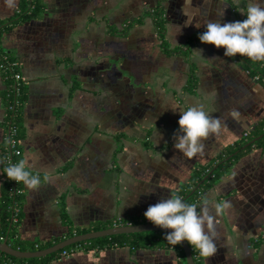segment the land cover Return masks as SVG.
<instances>
[{
  "label": "crops",
  "instance_id": "obj_1",
  "mask_svg": "<svg viewBox=\"0 0 264 264\" xmlns=\"http://www.w3.org/2000/svg\"><path fill=\"white\" fill-rule=\"evenodd\" d=\"M40 1L39 15L11 23L20 0H0V43L18 61L25 91L18 159L39 177L32 189L22 183L18 238L45 242L95 223L145 218L149 205L192 186L196 170L232 158L196 201L209 200L217 234L216 252L200 263L264 264V88L248 68L264 61L225 57L223 47L199 41L203 24L182 26L174 39V25L186 19L184 0ZM185 7L193 21L245 18L230 5L218 17L221 0ZM12 82L0 66V202ZM196 105L221 128L203 140V154L187 158L172 146L179 112L171 108ZM243 141L250 147L233 152ZM0 264L14 263L0 256ZM50 264L182 261L171 245L83 244Z\"/></svg>",
  "mask_w": 264,
  "mask_h": 264
},
{
  "label": "clouds",
  "instance_id": "obj_2",
  "mask_svg": "<svg viewBox=\"0 0 264 264\" xmlns=\"http://www.w3.org/2000/svg\"><path fill=\"white\" fill-rule=\"evenodd\" d=\"M221 4L222 7L216 11L218 17L222 18L224 8L230 5L244 14L245 18L223 24L219 19L193 21V17H196L195 12L190 14L185 7L191 5V0H184L181 11L186 19L183 25L173 24L176 28L174 39L182 26L186 27L194 23V26L199 28L203 24L204 31L197 34L199 41L210 43L217 48L223 47L225 57H233L238 53L253 61H264V0H247L246 3L244 0H221ZM171 109L179 112L178 128L173 137V148L187 158L203 154V140L210 134H218L221 128L220 119L205 112L200 105L188 106L182 111ZM2 173L7 179L17 183L22 182L28 189L39 184V177L29 172L24 159L4 167ZM151 191L154 190L144 193ZM209 204L206 198H202L200 203L196 204L183 201L179 195H172L149 205L143 212V216L162 229H171L164 234V239L170 245H177L182 240L187 241L199 256L207 258L216 252L215 238L217 235ZM222 207L223 205L219 203L211 205L215 214H220Z\"/></svg>",
  "mask_w": 264,
  "mask_h": 264
},
{
  "label": "trees",
  "instance_id": "obj_3",
  "mask_svg": "<svg viewBox=\"0 0 264 264\" xmlns=\"http://www.w3.org/2000/svg\"><path fill=\"white\" fill-rule=\"evenodd\" d=\"M43 10V4L40 0H20L18 12L16 13V20L11 21V23H17L20 20H24L30 17H34L39 15ZM162 17L160 14L157 15V28L159 34H162ZM237 56L240 59H245V57L241 56L237 53ZM254 74L264 75V67H260V69L256 70V68L249 67ZM25 98V91L20 81L18 86V90H13V82L9 86L8 93L4 98V105L6 110V130L8 137L13 138L14 140L20 139L22 137V108L23 102ZM250 138H255V144L260 142L262 138H256V135L253 133ZM8 141L6 140V147L4 150L3 157V168L14 164L19 161V155L12 156L7 147ZM250 147V145L246 142H239L236 147L232 150L233 152H237V154L241 153L245 149ZM234 154V157L237 155ZM232 158L220 162L216 165V167H201L196 170L195 175L193 176L192 186H185L180 190L179 196L183 201L187 203H195L200 199L203 192L208 188V186L213 183L214 180L218 179L222 174H224L230 163ZM210 172V173H209ZM209 173V174H208ZM205 175V178H204ZM3 188L4 193L2 194V199L0 202V242L2 240H6V243L14 248L21 251H36L40 249H44L49 247L63 239L71 237L73 235L100 230L104 228H108L113 226L114 224L109 223H95L89 227L85 228H75L74 230H68L64 237L54 238L45 242H37V241H23L18 238L17 227L20 220V205L22 201V182L17 183L14 180H10L6 178V175L3 174ZM196 187L192 190V187ZM145 218L138 219H130V220H122L116 223V225H126V224H140L145 223ZM166 232L163 231H144L137 233H129V234H116L111 236L94 238L88 241L80 242V244L86 245L88 249H101V248H109V247H123L128 246L131 249L135 248H144L151 246H162L167 247L170 244L164 239V234ZM189 245V244H188ZM72 246V245H71ZM71 246L64 247L54 253H51L47 256L41 258H15L5 253L0 252V256L4 257V259L11 261L16 264H50V262L56 258L60 257V253L64 249H68ZM191 254L193 258L194 264H201L200 257L198 252L192 249L191 245ZM171 247L175 250L177 256L181 259L182 264H186L184 252L179 245H174Z\"/></svg>",
  "mask_w": 264,
  "mask_h": 264
},
{
  "label": "water",
  "instance_id": "obj_4",
  "mask_svg": "<svg viewBox=\"0 0 264 264\" xmlns=\"http://www.w3.org/2000/svg\"><path fill=\"white\" fill-rule=\"evenodd\" d=\"M144 231L168 232V231H171V229H162L159 226L152 224L151 222L140 223V224L113 225L108 228L73 235L49 247L36 250V251H21L18 249H14L6 243V240H3L0 242V252L10 255L12 257H15V258H22V259L41 258L51 253H54L64 247L70 246L75 243L88 241L94 238L111 236V235H116V234L137 233V232H144ZM179 245L181 246L184 252L186 264H194L192 254H191V249L187 241L182 240L179 243Z\"/></svg>",
  "mask_w": 264,
  "mask_h": 264
},
{
  "label": "built area",
  "instance_id": "obj_5",
  "mask_svg": "<svg viewBox=\"0 0 264 264\" xmlns=\"http://www.w3.org/2000/svg\"><path fill=\"white\" fill-rule=\"evenodd\" d=\"M0 66L11 72L13 79V90L17 91L21 81V76L19 73V63L7 50H5L1 46V43H0ZM253 77L255 78V80L259 81L264 88V75L254 74ZM247 134L248 133L245 132L244 136H246ZM7 141H8L7 147L9 149L10 154L12 156H18L20 154V150L17 147V140H14L13 138H7ZM80 248H83V244H80V242L72 244L70 248L61 251L60 257L66 256L69 253L74 252L75 250H78Z\"/></svg>",
  "mask_w": 264,
  "mask_h": 264
}]
</instances>
